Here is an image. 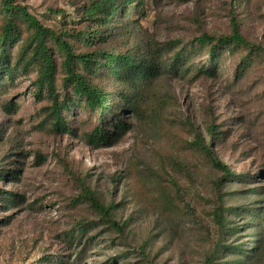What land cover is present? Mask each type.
<instances>
[{
    "label": "rangeland",
    "instance_id": "1",
    "mask_svg": "<svg viewBox=\"0 0 264 264\" xmlns=\"http://www.w3.org/2000/svg\"><path fill=\"white\" fill-rule=\"evenodd\" d=\"M90 1L12 0L45 28L70 33L65 39L77 54H123L140 45L145 52L159 50L167 61L203 35L231 36L236 24L247 42L264 50V0H145L143 16L131 18L138 23L131 24L128 35L106 46L81 42L83 33L97 25L86 18ZM1 20L0 14V36ZM19 43L11 45L13 59ZM50 47L54 52L53 42ZM209 53L204 49L196 56L193 69L206 65ZM248 55L250 70L239 76L238 64ZM54 57L61 70L63 56ZM192 71L162 75L139 114L130 108L117 112L115 119L128 130L102 146L90 139L100 120L85 108L65 111L67 131L52 130L51 102L34 94L37 70L19 74L11 84L1 74L0 264H205L214 249L220 208L264 206V53L224 52L214 78ZM97 81L108 90L115 82L107 76ZM58 83L64 99L62 74ZM9 101L19 105L14 112L4 110ZM110 123L100 127L112 133ZM212 126L219 139L212 140ZM201 145L212 146L233 173L247 176H226ZM17 170L18 178L7 177ZM86 189L97 197V207ZM254 190L260 195H251ZM3 198L17 202L6 208ZM101 206L112 207V220L122 232L104 218ZM242 214L229 215L228 222L240 231L224 245H243L252 257L249 264H264V236L260 245L253 242L260 238L244 227L250 218ZM85 226L89 233L76 237ZM85 247L87 254L79 260ZM214 261L239 259L224 251Z\"/></svg>",
    "mask_w": 264,
    "mask_h": 264
},
{
    "label": "trees",
    "instance_id": "2",
    "mask_svg": "<svg viewBox=\"0 0 264 264\" xmlns=\"http://www.w3.org/2000/svg\"><path fill=\"white\" fill-rule=\"evenodd\" d=\"M145 0H91L90 7L86 10V18L96 22L97 25L91 26L83 34L82 43L90 46L110 45L117 38H121L131 30V24L136 25L137 20H131L135 16H143ZM0 14L2 16V32L0 36V76H8L9 84L16 80L19 74H26L33 69L38 72V78L35 81L37 90L34 94L37 99H48L51 106L48 117L51 128L55 132H65L67 128L66 112H73L74 109L85 108L91 113H95L101 123L111 122L112 133L99 126L95 134L90 135V139L98 146L117 142L128 130V125L115 119L117 112L130 108L135 114H139L141 106L147 100L149 92L153 89L154 83L162 75L173 74L174 76L189 74L192 70L196 75L209 76L211 78L219 76L216 66L221 61V55L224 52L235 56L238 50L245 48L249 54L254 55L257 52L264 53V50L251 45L242 36L238 25L234 20V31L231 36L213 37L203 35L195 39L188 47H182L176 50L167 61H163L162 55H158L159 50L149 47L142 51L140 45L128 49L120 54L115 51H100L96 53L77 54L70 42L65 38L71 36L70 33L58 34L55 30L45 28L39 21L32 17L25 7L15 6L12 0H0ZM95 20V21H94ZM117 23V27H114ZM25 35H24V34ZM21 40L22 44L16 57L13 59L11 45ZM51 42L55 46L54 52L50 47ZM174 45V42L171 43ZM204 49H209V60L206 65L193 69L196 56H200ZM63 56L61 70L55 61L54 55ZM252 57L249 55L243 58L238 64L237 74L244 76L249 72L252 65ZM62 74V92L66 91V97L61 99V90L58 88V78ZM107 76L108 81H115L113 89L108 90L98 83V79ZM111 82H109L110 84ZM5 85H1L0 90ZM19 105L14 102H8L4 105L6 112H14ZM114 118L110 121L109 118ZM114 123V125H113ZM215 126L209 129L212 140L219 139L215 132ZM200 141V138L198 139ZM200 145V144H199ZM211 164L225 172L226 176L232 179L243 180L247 175L238 176L224 165L215 154L212 146L201 145ZM8 176L20 174V171L7 172ZM86 193L89 200L97 207L98 199L91 194L88 189ZM251 195H260L259 190H254ZM18 199V197H15ZM7 205H14L10 199L3 198ZM258 204H261L258 203ZM257 205V204H256ZM101 214L120 232L123 231L118 223L112 220V207H99ZM245 213L250 218V223L245 228H252L257 231L258 245L262 243L264 236V206H249L241 209L240 207L220 208L216 213L217 227L215 231L214 249L206 257L205 264H215L214 260L217 254L229 251L231 255L236 256L235 264H249L252 257L247 255L243 245L226 246V237H231L239 233L240 228L236 223H229V215L237 218ZM78 238L86 236L89 231L87 227L77 229ZM75 237V238H76ZM87 248H82L79 253V260L85 258ZM144 257H146L144 255ZM56 261V258H51ZM49 260V263H50ZM147 261V258L144 259ZM115 261V260H114Z\"/></svg>",
    "mask_w": 264,
    "mask_h": 264
}]
</instances>
